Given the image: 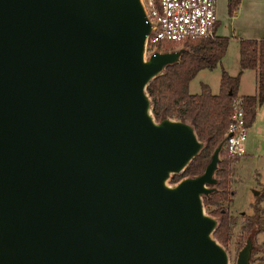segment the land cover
I'll use <instances>...</instances> for the list:
<instances>
[{"label":"water","instance_id":"1","mask_svg":"<svg viewBox=\"0 0 264 264\" xmlns=\"http://www.w3.org/2000/svg\"><path fill=\"white\" fill-rule=\"evenodd\" d=\"M153 30L143 0H0V264H231L205 208L230 135L182 177L208 140L156 118L188 49L148 52Z\"/></svg>","mask_w":264,"mask_h":264},{"label":"trees","instance_id":"2","mask_svg":"<svg viewBox=\"0 0 264 264\" xmlns=\"http://www.w3.org/2000/svg\"><path fill=\"white\" fill-rule=\"evenodd\" d=\"M240 0H232L228 6L229 14L237 11ZM218 27L216 24L215 29ZM229 39L215 34L209 38H202L184 44L188 51L181 56L180 63L169 66L165 74L154 80L148 87V94L154 104L156 118L167 115L171 118L184 119L194 124L198 138L208 140L203 152L193 160L183 176H193L201 173L208 163L211 154L224 139L229 125L232 99L237 96L240 76L243 71L256 72L257 94L252 97H242L245 104L246 125L251 127L255 121L257 107L264 103V39L239 41L240 72L231 77L222 72L220 90L217 95L211 94L207 85H202L199 94H191L189 84L196 75L203 70L212 71L217 68L225 56ZM181 47L167 45L158 46L164 51ZM220 170L217 172L219 182L217 192L205 200L207 212L220 219V226L215 238L226 248L231 242L230 215L224 204L230 201V160L222 152ZM179 177H174L173 182ZM264 194L256 197L253 206V215L249 217L247 228L249 231L257 225V232L264 231V224L259 220L264 218L260 207Z\"/></svg>","mask_w":264,"mask_h":264},{"label":"rangeland","instance_id":"3","mask_svg":"<svg viewBox=\"0 0 264 264\" xmlns=\"http://www.w3.org/2000/svg\"><path fill=\"white\" fill-rule=\"evenodd\" d=\"M260 4L261 6L255 9L254 12L250 8L245 7L243 15L235 18V14L232 15L228 12L229 1L217 0L216 16L218 27L216 34L226 36L229 39L227 52L224 59L221 60V67L229 76H236L239 69L240 39L246 37L264 39V0H261ZM221 67L218 65L212 71L199 72L189 84V90L192 93H199L202 85H209L210 92L216 94L220 88V79L223 71H221ZM247 139L248 141L246 140V142L248 144L252 142L254 146L256 145V150L253 154H247L238 159L228 158L224 154L230 160V172H232L231 163L234 161L232 163L234 167L233 177L230 173L229 188L231 197L230 201L224 204L230 215L231 242L227 250L230 254L231 264H234L237 252L251 231H249L247 226L249 217L253 215L256 193L261 194L264 187V123L256 125L252 135L248 131ZM263 201L260 203L262 210L264 209ZM259 224H264V218L259 220ZM255 242L258 249L253 256V264H264V231L256 233Z\"/></svg>","mask_w":264,"mask_h":264},{"label":"built area","instance_id":"4","mask_svg":"<svg viewBox=\"0 0 264 264\" xmlns=\"http://www.w3.org/2000/svg\"><path fill=\"white\" fill-rule=\"evenodd\" d=\"M217 0H143L149 21L154 30L148 37L147 51L158 46L174 45L183 48L184 44L215 34L217 24ZM246 125L245 104L241 96L231 102L229 125L224 137L223 152L231 159L245 155Z\"/></svg>","mask_w":264,"mask_h":264},{"label":"crops","instance_id":"5","mask_svg":"<svg viewBox=\"0 0 264 264\" xmlns=\"http://www.w3.org/2000/svg\"><path fill=\"white\" fill-rule=\"evenodd\" d=\"M260 2H261V0H240L238 9L234 13L236 15L235 18H239L240 16L243 15V12H244L245 7L250 8L252 10V12H254L255 9H258V7L261 6ZM217 25H218V20H217ZM216 30H217V28L215 29V35L216 36H221V35L216 34ZM223 37H226V36H223ZM246 39L260 40L262 38H258V37H250V38L248 37L247 38L246 37V38H242L240 40H246ZM223 59H224V57H223ZM219 65H220V67L222 66V61L220 62ZM203 71H208V70H203ZM221 71L222 72H226L223 69V67H221ZM239 72H240V64H239V69L237 70V75L239 74ZM245 79H247V80H245ZM207 86H208V88H210L209 85H207ZM219 90H220V88H219ZM219 90H218V92L216 94H213V95H217L219 93ZM190 93L191 94H199V93H192L191 91H190ZM237 94H238V96H241L243 98L244 97H252V96H255L257 94V80H256V72L255 71H253V70H246V71H243L241 73ZM261 123H264V103L257 107L255 121L251 125V127L248 128V131L251 132V135H252V131L254 130V127H256V125L261 124ZM247 141H248V139H247ZM255 150H256V145L254 146L252 142L249 143V144L246 142L245 143V155L244 156H246L247 154H253L255 152ZM232 163H231V170H232L231 174H232V177H233L234 167H233V164ZM259 194L260 193H256V197ZM261 194H264V187L262 188V193ZM256 197H255V199H256ZM254 202H255V200H254Z\"/></svg>","mask_w":264,"mask_h":264}]
</instances>
